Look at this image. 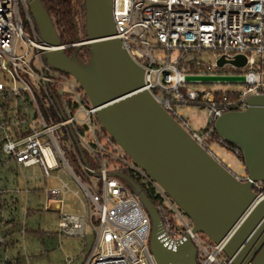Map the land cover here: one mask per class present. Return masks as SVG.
Wrapping results in <instances>:
<instances>
[{
	"label": "built area",
	"instance_id": "built-area-1",
	"mask_svg": "<svg viewBox=\"0 0 264 264\" xmlns=\"http://www.w3.org/2000/svg\"><path fill=\"white\" fill-rule=\"evenodd\" d=\"M112 13L115 38L144 70V89L237 181L249 182L257 201H264V181H252L240 160L242 173L234 174L210 145L215 142L237 159L242 157L239 148L216 133L214 122L224 113L244 111L249 97L264 96L254 57L261 59L264 52V0H112ZM24 21L31 38L23 31ZM75 46L47 47L26 0H0V264H20L19 251L13 257L8 253L15 248L14 238L26 234L27 198L40 191V180L46 185L51 177L60 186L42 189L44 209L57 214L58 237L94 234L85 264H156L149 250L150 218L138 197L116 177L119 173L147 194L165 244L176 246L188 236L196 248V264H232L228 258L223 263L218 259L226 241L199 239L192 232L193 222L102 129L96 117L99 108L92 106L78 82L43 58L45 51L66 52ZM153 50L162 51L158 59ZM203 50L217 53L216 61L243 56L245 72H212L196 56ZM191 61L204 71L188 74ZM216 61L213 67L219 68ZM224 67L234 68L227 62ZM186 75L243 76L247 88L196 92L187 87ZM193 106L207 109L209 121L201 134L190 131V121L183 115ZM25 169H37L41 175L25 176ZM13 172L22 185L11 180ZM60 172L75 191L58 177ZM68 195L71 201L66 202Z\"/></svg>",
	"mask_w": 264,
	"mask_h": 264
},
{
	"label": "water",
	"instance_id": "water-1",
	"mask_svg": "<svg viewBox=\"0 0 264 264\" xmlns=\"http://www.w3.org/2000/svg\"><path fill=\"white\" fill-rule=\"evenodd\" d=\"M40 40L49 48L62 45L40 0H26ZM84 36L71 55L62 49L45 51L53 69L72 76L84 90L102 129L125 154L155 181L193 222V233L218 244L232 264H264V201H257L249 182L237 181L203 149L144 89V70L122 48L116 36L112 0H83ZM87 47L85 63L78 52ZM234 68L243 56L216 61ZM187 83L244 82L243 76L186 75ZM244 111L228 112L214 122L216 133L239 148L252 181H264V96H252ZM76 147L81 149L76 141ZM134 193L151 221L149 250L156 264H196V248L186 236L176 246L160 238L158 213L142 187L116 174Z\"/></svg>",
	"mask_w": 264,
	"mask_h": 264
},
{
	"label": "rangeland",
	"instance_id": "rangeland-1",
	"mask_svg": "<svg viewBox=\"0 0 264 264\" xmlns=\"http://www.w3.org/2000/svg\"><path fill=\"white\" fill-rule=\"evenodd\" d=\"M79 5V4H78ZM84 18H81V10L78 9V29L80 33L83 32ZM23 31L27 37H32V34L28 28L27 23L23 22ZM153 42V41H152ZM87 48H82L81 51L84 53ZM161 50H153L155 59L159 58ZM79 53V52H78ZM81 53V52H80ZM197 58L206 66L212 67V72L215 73H227V74H242L245 72L244 68H214L217 53L211 50H203L197 53ZM171 57H175V53L171 54ZM257 65L260 66L262 73V83L264 84V52L261 59L254 56ZM88 57L83 61L87 63ZM187 87L196 92H241L247 88V85L243 82L236 83H190ZM185 118L189 119V129L192 132L201 134L206 129L209 121L207 109L205 106H193L189 111L183 110ZM213 146L214 152H218L219 158L224 160V164L230 166V170L234 174H241L242 169L240 168V161L237 159L229 150L210 142ZM25 176H40L41 173L37 169L24 170ZM9 177L11 180H17L18 185H22V180L13 173H10ZM58 177L69 184V187L75 191L76 186L69 181L67 175L64 172H60ZM43 181H39L40 191L33 193L30 192L27 198V204L29 209L36 210L37 212L30 217H27L26 223L29 227H33L36 230H40L39 235L25 234L22 237L18 234L14 238L15 248L10 251L9 256H16V252L19 251L20 255L18 260L20 264H67L66 259L70 260L69 264H85L87 257L91 251L94 243V234L88 233L85 238H74V237H63L59 238L57 234V222L58 216L53 212H46L45 196L42 191L45 187L48 188H59V183L52 177L47 180V184L44 185ZM29 188L34 185V180L28 182ZM66 202L70 200V195L66 197ZM71 201V200H70ZM197 237L201 240H208V238L197 233ZM226 255L223 253L218 259L223 263L226 260Z\"/></svg>",
	"mask_w": 264,
	"mask_h": 264
},
{
	"label": "trees",
	"instance_id": "trees-1",
	"mask_svg": "<svg viewBox=\"0 0 264 264\" xmlns=\"http://www.w3.org/2000/svg\"><path fill=\"white\" fill-rule=\"evenodd\" d=\"M47 10L54 27L56 29V32L58 34V37L63 45H71L74 43H77L76 38V31H75V22L78 24V9L81 10V18H84V3L83 0H40ZM79 4V5H78ZM79 38L80 40H83L85 38L84 36V28L83 32L80 33L79 31ZM87 48V47H83ZM75 48H69L66 51L67 55H71V53L74 51ZM81 52V53H80ZM78 56L80 59L84 60L86 57H89V51L88 48L84 53L80 50L78 53ZM88 60V59H87ZM204 71V68L202 66L195 67V64L193 61L189 63V68L187 70L188 74H200ZM205 130H203L204 132ZM230 146H234L232 144H229ZM242 160V157L239 159ZM9 170H13L12 167H9ZM17 181L15 180L14 183ZM37 211L33 209H28L26 216L30 217L33 216ZM25 232L26 234H33V235H39L40 230L35 229L33 227H29L27 223L25 224Z\"/></svg>",
	"mask_w": 264,
	"mask_h": 264
},
{
	"label": "bare ground",
	"instance_id": "bare-ground-1",
	"mask_svg": "<svg viewBox=\"0 0 264 264\" xmlns=\"http://www.w3.org/2000/svg\"><path fill=\"white\" fill-rule=\"evenodd\" d=\"M226 241V239H224ZM222 242V241H221Z\"/></svg>",
	"mask_w": 264,
	"mask_h": 264
}]
</instances>
